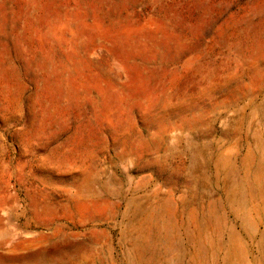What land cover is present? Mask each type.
<instances>
[{
  "label": "rangeland",
  "instance_id": "1",
  "mask_svg": "<svg viewBox=\"0 0 264 264\" xmlns=\"http://www.w3.org/2000/svg\"><path fill=\"white\" fill-rule=\"evenodd\" d=\"M0 264H264V0H0Z\"/></svg>",
  "mask_w": 264,
  "mask_h": 264
}]
</instances>
